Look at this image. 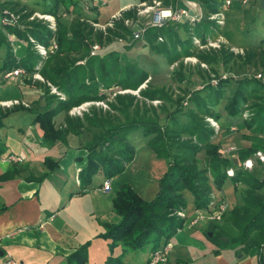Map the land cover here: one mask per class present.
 Wrapping results in <instances>:
<instances>
[{
  "label": "trees",
  "instance_id": "1",
  "mask_svg": "<svg viewBox=\"0 0 264 264\" xmlns=\"http://www.w3.org/2000/svg\"><path fill=\"white\" fill-rule=\"evenodd\" d=\"M134 1L151 3L153 0ZM160 1L172 8L179 2ZM195 1L203 8L206 19L224 10L225 0ZM41 3L43 4L41 13L56 19L55 31H51L43 22L29 21L28 18L36 12L33 9L18 4H13L12 9L8 7L15 13L24 14L20 17L21 27L0 26V49L4 51V55L0 56V85L5 82L2 76L9 71L22 68L27 74H31L41 65L39 74L45 83L57 88L64 100H59L54 95L50 96L49 87L43 83L47 88L41 99L45 100L46 105L43 108H36L38 111L32 114V122L42 131L43 144L66 148L69 134L79 136L84 128L105 127L104 120H99L94 111L84 113L81 120L79 117L68 115L71 108L86 102L103 101L106 96L103 91L109 89L136 91L148 79L149 74L139 67L134 59L127 56L136 43L124 47V52L110 51L102 57L90 56L92 37L100 45H103V37L99 32L94 34L85 20L81 21L80 0H41ZM0 8L7 6L0 3ZM88 9L98 12V6L91 5ZM62 16L72 18L62 21ZM132 17H135L134 12L123 16L125 19ZM179 29L187 33L185 39L177 35ZM223 33V27L210 20L200 21L194 27L170 23L160 29L149 28L144 40L152 53L163 56L169 64L193 55L199 61L213 66L222 62L220 58L218 59V54L198 52L193 37L205 44L208 40H216ZM6 34H13L18 42L23 43L24 51L20 57L12 52ZM109 34L110 37L106 38L107 44L114 38H125L130 34V29L124 26L123 21H119L115 24V30H110ZM29 37L46 47L54 41L57 50L43 61L33 50ZM159 37H163L164 42H158ZM254 46V42L241 46L247 51L250 50L247 54L248 60L254 58L256 51L261 50ZM105 49L108 51L107 47ZM229 85H232L233 92L231 96L226 97ZM139 95L149 101L164 98L162 92L152 91L148 87L139 90ZM0 100L3 99L0 97ZM115 100L118 106L111 107L126 116L127 109L132 106L135 98L128 94H119ZM190 101L195 109L186 112L187 122L179 125V131H173L174 136L166 135L163 132L165 125L158 121L135 114L132 120H126L111 129L106 128L104 133L94 134L91 141L82 147L86 151L85 166L78 178L83 189L90 185L95 175L103 176V185L105 180H111L125 171L135 157V149L127 140V134L130 132L140 131L155 157L167 160V168L158 180L157 191L151 200L142 199L127 184H123L113 197V210L120 219L114 224L101 222L104 233L100 238L109 242V256L105 264H123L122 257L129 251L136 252L150 247L152 254L163 247L183 227L184 221L176 217L175 212L178 210L186 212L189 204L194 210L208 208L212 202V192L220 191L227 180L233 184L241 183L246 186L239 194V202L223 218L235 230V234L227 236L218 233L215 238L212 228L206 233L207 238L211 241L216 239L215 244L221 247H242L245 251L252 245H264V193L260 192L264 188V182L257 179L255 173L243 170L240 165L235 167L233 158H226L220 154L219 146L212 142L216 132L205 122V118L217 121L223 113L228 119H241L245 129L254 134L255 142L237 152L239 164L258 150L264 152V146L258 138L264 135V83L252 76L219 79L216 86L207 85L195 93ZM53 104L54 107H51ZM221 104L220 112L218 107ZM22 110L27 108L17 106L9 110L0 109V129L5 126L9 116ZM61 112L66 114L64 125L57 127L54 119ZM244 113H248V118L243 120ZM164 131L167 132L166 129ZM181 133L193 141L181 144L180 154L172 155L171 140L173 137H179ZM202 151L206 156L205 168H199L200 161L196 158ZM44 165L50 172L57 168L58 163L46 158ZM230 167L235 169V176L229 179L226 170ZM16 175L18 171L9 169L0 176V181L11 180ZM43 177L37 181H42ZM5 209L6 207L1 204L0 213ZM209 232L212 233V237H208ZM222 236L229 239L227 243L219 240ZM88 245L89 243H85L68 255L66 264H87ZM117 248L121 249L120 255L115 254Z\"/></svg>",
  "mask_w": 264,
  "mask_h": 264
},
{
  "label": "crops",
  "instance_id": "2",
  "mask_svg": "<svg viewBox=\"0 0 264 264\" xmlns=\"http://www.w3.org/2000/svg\"><path fill=\"white\" fill-rule=\"evenodd\" d=\"M84 1H87V7L98 6V12L87 9L83 17L98 23H105L115 14H120L123 18L126 13L135 12L133 6L137 4L134 0ZM183 5L184 0H179L176 6ZM137 20L140 25L146 21L145 18H137ZM248 44L242 42L240 45ZM254 45V47L264 48V37L259 36L254 41ZM6 83L8 88L0 93V97L2 99L20 98L17 90L24 89L25 81L21 82L20 86L14 82ZM11 83H14L12 84L14 87ZM27 96L22 99L28 104L27 110L9 116V119L13 117L25 123L23 128L17 127L18 131L21 129L24 131L17 133L20 140L14 144L13 150L10 149L11 146L7 147L5 144V140L9 141L8 133L5 132L9 127V121H6L5 127L0 129V176L9 169L18 171V175L13 179L0 181V205L6 207L0 213V264H6L9 261L15 264H66V257L85 243H89L87 264H105L109 256V242L100 238V235L104 233L101 222L114 224L120 219L112 206V199L117 192L114 189L117 178L111 179V189L107 193L102 191L103 176L101 174L95 175L87 188H81L78 176L85 166L86 151L82 148L83 146L61 148L43 144L40 139L42 132L32 122V114L38 111L36 107L41 108L40 102L32 103L34 97L32 93ZM222 104L218 107L220 112ZM230 120L222 113L217 121L222 127ZM231 121L226 127L230 128L231 132H233L232 128H235L231 136L235 140L233 146L237 148L236 150L250 147L255 138L254 134L244 128L241 119ZM54 122L58 127L63 125V114H58ZM242 127L245 130L243 133L236 132L237 128L242 130ZM83 135L81 133L76 136ZM69 136L71 135L67 138ZM263 136L258 138L263 140ZM217 137L216 134L212 142L217 144L219 149L230 146L222 142L217 143ZM143 142L144 145L139 151L146 150L150 155L146 154L147 161L150 159L154 168L160 166L164 173L167 168L166 162L156 159L154 154L147 150L145 139ZM8 145H10L9 142ZM236 154L237 151L233 155L225 153V156L237 159ZM9 156H19L22 162L9 163L7 162ZM46 158L58 163L55 170L48 172L44 165ZM135 158L136 156L125 170L133 165ZM254 163L252 170L258 178L264 164L256 159ZM239 165L241 167L239 163L234 166ZM247 171L250 172V170ZM41 177H43L42 181H37ZM245 189V185L233 184L227 180L220 191L212 192V196L216 200L227 201L232 209L239 202V194ZM148 196L153 197L151 194ZM148 198L143 197V199ZM188 209L192 210L189 214L194 213V208L190 204ZM210 227L215 231H225L219 225L202 224V226L191 228L184 224L182 229L164 245L169 246L165 252L167 260L164 264H264V245H252L247 251L242 247H221L201 237V233ZM228 229L233 228L230 226ZM115 254L120 255L121 249L115 250ZM150 256L151 249L147 247L141 251L126 252L122 261L123 264H146Z\"/></svg>",
  "mask_w": 264,
  "mask_h": 264
},
{
  "label": "rangeland",
  "instance_id": "3",
  "mask_svg": "<svg viewBox=\"0 0 264 264\" xmlns=\"http://www.w3.org/2000/svg\"><path fill=\"white\" fill-rule=\"evenodd\" d=\"M83 1L84 0H80V6H81V3L83 6V7L81 6L83 13L81 14L82 16L80 17L86 20V17H83L84 16L83 14L87 13L88 7L86 4L87 1H84V2ZM241 1L242 0H231L232 6L228 8H223L224 13H225L224 14L225 19H224V24L220 26L223 27L224 33L222 36H219L221 37L219 38V43H218L219 48L208 47L206 49L201 50L198 48L197 45H194L198 52H207V53L214 52V54L215 53L218 54V59L220 58L222 62L217 65H213V66H209L199 61L193 55L192 56L190 55L187 57L195 58V60L185 61L184 58H187V57H184L181 60L177 61L176 63L169 64L163 56L156 55L149 50L147 46V42L144 40V36L146 33L142 36L143 41L141 42H143V45L140 47H136L135 44L133 45L131 41L132 40L131 31H130V34L125 36V38L123 39L114 38L113 41L109 44L106 43L107 42L106 38L110 37L109 31L115 30V26L114 28L108 30V33L105 37H103V34L101 33L103 37V42H102L103 45H100V44L99 45L105 48L107 47V49L110 51L124 52L125 51L124 47L133 45L131 51L127 53V56L129 58L134 59L135 63L138 64L139 67L144 69L149 74V77L144 82V84H142L139 87V89H137L136 91H133V90L121 91L118 89H109L108 91H103L106 94L105 99L103 100L105 106L91 105L90 107H88L87 112L85 114H89L94 111L97 114L99 120H104L105 127L98 128V129L84 128L81 131V133H83L84 135L80 137H77L73 134H69L71 136L67 138V144H68L67 146H69L70 148L71 147L79 148V146H85L87 143L91 141L92 136L94 134L104 133V130H106V128L111 129V128L118 126L119 124H123L126 120H132L135 117V114H138V116H142L145 118H150L154 121H158L162 125H165L164 130L166 129L167 132L164 130L163 132L166 135L168 134L170 136H174L173 131L174 132L179 131V125L187 122L186 112L195 109V106L190 101V99L193 97L195 93L203 90V88L206 87L207 85L210 84L212 86H216L219 79H223V80L227 78L237 79V78H241L244 76L245 77L252 76L253 78H255L257 74H261L262 77H264V48L256 51L254 58L248 60L247 54H249L250 50L247 51L245 50L244 47H241L242 45H240L242 42L249 43V44L253 43L259 36L264 37V8L259 7V2L257 3V0H246L247 4L245 5H241ZM0 3L7 6V8H2V10L9 9L11 7L13 8L12 6L13 4H18L19 6H25L28 9H33L39 14H41L43 10V4L41 3V0H0ZM199 7H200L199 14L201 15L199 17V20L202 22L205 20H208L203 14V11H202L203 8H201L200 5ZM71 18L72 17L70 16L68 17L62 16V21H67V20H70ZM132 18H135V17H132ZM119 21H122V20H119ZM38 22H42V21H38ZM198 22L195 21L194 24H190L189 21H186V22L183 21L182 23H178V24H185L190 27L192 26L194 27V25L197 24ZM170 23L176 24L170 21L169 23H167L166 26H168V24ZM0 26H2L1 23H0ZM93 32L95 34L98 31L93 30ZM177 35L181 39L182 38L185 39V37L187 36V33L183 31V29H179L177 32ZM162 39H163L162 42H164L165 39L163 37ZM91 40L93 44L97 43L94 37H92ZM119 40H123V43L119 42ZM23 49H24V46L18 49L15 54L20 57V55L24 51ZM239 49H242V52ZM3 55H4V51L0 49V56L2 57ZM36 68L38 69V73H40V70H41L40 67L37 66ZM22 79L23 81L17 80L14 82L16 85L20 86L21 82L23 83L25 81V85L23 86L24 89L17 90L21 96L20 98H18L19 100L24 99L25 96L30 95L31 93L34 94L32 103L35 104V103L40 102L41 100H44V99H41V95L42 93H45L46 88L48 87L47 83H45L47 86L46 87L43 83L39 81H33L30 75H26ZM14 83H11V85ZM6 84L7 83L5 81L4 83L0 85V93H2L3 91L6 90V88H8ZM147 87L148 89L152 91L158 90L162 92L163 97H164L163 100L158 99V100L149 101L147 99H143L142 97H140L139 90H144ZM232 92H233V87L232 85H229L227 92H226V97L231 96ZM48 94L50 96L54 95V94H51L50 88L48 90ZM119 94L120 95L128 94L135 98L132 106H130L127 109L126 116L122 114L120 111L113 109L111 107V105L118 106L115 98H116V95H119ZM27 97L29 99V96ZM3 100L5 101V100H10V99H3ZM51 107H54V104L51 105ZM0 109L9 110L2 106H0ZM21 112L22 111H19V113ZM59 114H63L64 121H65L66 114L63 112ZM244 115L245 117H243V120L248 118V113H244L243 116ZM83 116L79 117V119L82 120ZM7 121H9V127H7V130H5V132L8 133L9 141L5 140V144L7 147L11 146L10 149L13 150L14 144L20 140L19 135L17 133L19 131H24L22 129L18 131L17 127L19 126L23 128L25 126V123L23 122L21 123L20 121H18L17 119L13 117L10 119L8 118ZM213 121L216 122V124L220 128L218 132L211 126V123L207 121V118H205V122L215 130L218 136L217 143L222 142L224 143V145H230V146L225 147L224 149L222 148L219 149L220 154L223 157H226L224 150L228 147H235L233 146L235 140L231 137L233 136L235 128H233L234 130L233 132H231L230 128L226 127L228 124L230 125L231 121H228V124L227 123L223 124L222 127L220 126L218 121L214 119ZM244 128L242 130H239V128H237L236 132L243 133L245 131ZM178 136L179 137H173V140H171L172 146H173L172 155L180 154L179 148L181 144H185L186 142H189L190 140L193 141V139H191L189 136L185 134L181 133ZM127 140L135 149V156H136L135 160L136 161L133 163L132 166H130L129 169L125 170L123 173L116 176L117 179L114 185L115 186L114 189L118 191V189L123 184H127L142 199L143 197H149L148 199H144V200L149 201L150 198L152 199L154 197L157 191V182L159 180V176L163 173L162 168L160 166L159 168L152 167L151 160L149 159L147 161L146 154L149 155V153L146 150L139 151V149L142 148L144 145L143 144L144 137L140 131H133V132L128 133ZM8 142L10 143V145H8ZM254 142L255 141L253 140V143ZM260 143L262 144V146H264V139L263 140L261 139ZM146 146H147V141H146ZM146 148L149 152H152L148 147ZM138 151L139 153L137 154ZM238 151L239 150H237V152ZM253 155L254 153L251 156L247 157L246 159L253 160V168H254L255 163H254ZM196 158L200 161L199 168H205L206 166L205 165V159H206L205 153L203 151L198 153ZM160 160L165 161L167 164V160L165 159H160ZM229 169H233L235 173V169L232 167L228 168L226 172ZM252 169L250 170V172H253ZM257 179H259L261 182H264V168H262V171L260 172ZM155 182H156V186H154ZM262 190L260 192H262ZM145 193L147 194V196ZM150 194L153 197L148 196ZM211 198L212 200L215 199L213 196H211ZM190 211L192 210H189V209L186 210L188 217L192 215V214H189ZM176 212H175V216L177 217ZM204 224H206V221ZM210 225H215V226L219 225L222 228H224V230L226 231L225 232L221 230L219 232V231L214 230L215 238L218 236V233L224 232V234H226L227 236H233L235 234V231L233 229L227 230V228L230 226L226 219L225 221L224 219H222V221L218 223H210ZM197 226H202V224H198L196 225V227ZM210 229L212 230V227H210ZM210 229L202 232L201 233L202 236L201 235L200 236L209 242L215 243L214 241H217L216 239L214 241H211L207 238L206 233ZM220 238L221 237H219V240Z\"/></svg>",
  "mask_w": 264,
  "mask_h": 264
},
{
  "label": "built area",
  "instance_id": "4",
  "mask_svg": "<svg viewBox=\"0 0 264 264\" xmlns=\"http://www.w3.org/2000/svg\"><path fill=\"white\" fill-rule=\"evenodd\" d=\"M247 4L246 0H242L241 5ZM231 6V0H225L224 8H228ZM135 9L134 15L135 18H122L120 14H115L110 17L108 21L105 23H98L93 22L91 20L86 19L85 22L89 24V26L94 30L98 31L99 33L103 34L105 37L108 33L109 29L114 28L115 23L119 20L123 21V24L126 28L130 29L132 32L131 38L132 43H138L143 41L142 36L147 32L149 28H156L160 29L163 28L169 23L170 21L173 23H182L183 21H189L190 24H194V22H198L200 7L199 4L195 0H184V5L182 7L176 6L172 8L171 6H165L160 0H153L151 3H137L133 6ZM24 14L22 13H15L9 9L2 10L0 8V23L3 27L5 26H20V17ZM137 18H145L146 21L142 23V26L138 24ZM224 10L217 14L210 15L208 20L216 22L218 25L224 24ZM29 21H42L43 23L47 24V27L51 31L56 30V19L48 14H39L38 12H34L29 18ZM84 19L81 18V21ZM219 38L216 40H208L205 44L201 43L197 38L193 37V43L198 46L199 49L203 50L208 47L211 48H219ZM7 42L10 44L12 52L15 54L18 49L23 46V43L18 42L17 38L13 34H6ZM30 44L32 45L33 50L39 55V57L44 61L46 60L49 55L53 54L57 50V45L54 41L50 42L48 47L44 46L43 44L37 42L33 38H28ZM158 42H162V37H159ZM119 42L123 43V40H119ZM136 45V44H135ZM242 52V49H239ZM110 52V50L106 51L103 46H100L98 43H95L91 46L90 56H104ZM185 61L195 60V58H184ZM40 67V65H39ZM36 71L27 74V72L22 68H17L12 71L5 73L2 78L6 82H15L17 80H23L22 78L26 75H30L33 81H39L41 83H45L44 79L38 73V69ZM1 77V75H0ZM257 80H260L264 83V77L261 74H257L255 76ZM216 84V83H214ZM47 86L51 89V94L56 95L59 100H64V97L58 92L57 88L53 87L51 84L47 83ZM91 105L96 106H105L103 101L98 102H86L79 106L73 107L68 111V115L71 117H81L84 113L87 112L88 107ZM0 106L5 107L7 109L23 106L25 108L28 107V104L22 100L18 99H10V100H0ZM207 121L211 123V126L218 132L220 130L219 126L216 122L213 121L212 118H207ZM232 130H234L232 128ZM235 147H228L224 150L226 154L233 155L236 153ZM253 158L258 160L260 163L264 164V152L258 150L254 153ZM7 162L9 163H21L22 158L19 156H9L7 158ZM241 167L243 170H251L253 168V160L246 159L241 163ZM228 178H233L235 176L234 170L229 169L226 172ZM111 189V180H105L102 185V191L107 193ZM231 209V206L228 204L227 201L220 199L216 200L213 199L211 205L204 209V210H194V213L188 217L187 213L182 210H178L176 215L178 218L184 221L188 227H196L198 224H206L210 223H218L222 221L224 216L228 213ZM183 224V225H184ZM169 249V246H163L157 250H155L148 261L147 264H164L167 260L165 252ZM6 264H15L12 261L7 262Z\"/></svg>",
  "mask_w": 264,
  "mask_h": 264
},
{
  "label": "water",
  "instance_id": "5",
  "mask_svg": "<svg viewBox=\"0 0 264 264\" xmlns=\"http://www.w3.org/2000/svg\"><path fill=\"white\" fill-rule=\"evenodd\" d=\"M259 7L260 8H264V0H259ZM142 45H143V42H141V41L138 42V43H136V47H140ZM44 104H45V101L44 100H41L40 101V107L43 108L44 107ZM233 164L237 166V164H238L237 159H233ZM208 237H212V233L211 232L208 233ZM228 240L229 239L228 238H225V237H221L220 238V241L223 242V243H227Z\"/></svg>",
  "mask_w": 264,
  "mask_h": 264
}]
</instances>
